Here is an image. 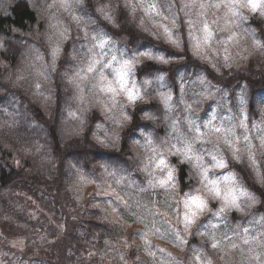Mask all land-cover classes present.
Listing matches in <instances>:
<instances>
[{"label":"rangeland","instance_id":"374dc122","mask_svg":"<svg viewBox=\"0 0 264 264\" xmlns=\"http://www.w3.org/2000/svg\"><path fill=\"white\" fill-rule=\"evenodd\" d=\"M14 1L0 0V13H7L6 5ZM96 1L97 12L109 22H113L114 6L122 3L139 15L140 24L155 39L161 38L177 47L185 37L193 53L217 75L223 73V68L228 71L240 68L256 49L257 40L245 24L247 14L255 13L264 20V14L259 9L253 11L248 0ZM25 2L46 25L47 51L28 47L20 62L27 55L25 66L15 77L17 83L35 98L50 95L48 88L53 84V71L62 50L69 39H75L71 75L69 81H64L72 83L73 95H77L80 111L72 114L79 115V128L89 120L87 111L99 112L93 137H89L95 146L104 150L121 147L122 133L130 122L129 107L156 101L164 111V128L159 126L162 130L158 138L153 126L131 133L130 142L126 138L120 152H130L126 159L116 155L104 157L105 153L97 150L96 156L103 157V161L97 159L93 172L82 175L81 185L72 188L78 192L80 208L96 209L107 220L119 224L123 231L119 246L124 247L125 243L138 248L140 264H264V217L254 214L245 220L229 219L230 213H244L256 204V198L244 188L229 162L245 160L261 178L264 106H258L256 115H249L241 90L231 94L218 80L214 82L201 72L181 78L176 94L163 74L138 80L135 70L142 60L155 61L161 57V64L170 59L150 49L129 50L125 37H112L91 18L83 0ZM257 2L264 4V0ZM157 115L147 110L143 117L155 120ZM67 126L77 129L75 124ZM42 140L47 147L46 137ZM171 154L185 162L187 179L195 184L194 189L180 198H177L176 170L169 162ZM142 155L143 164L138 169L143 168L144 185L136 190L132 186L137 180L131 170H136L133 163H138ZM122 177L126 179L120 181ZM73 179L69 176V183ZM122 184L123 196L119 194ZM151 194L153 198L148 197ZM193 198L203 202L202 210L189 203ZM27 203L29 213L41 210L39 203L32 205L30 200ZM131 206L137 214L129 221ZM51 210H42V218L51 220L54 215ZM57 224L60 229L64 223L59 219ZM191 233L200 240L199 246L187 245ZM29 235L24 239L15 240L12 235L6 238L14 249L6 264H40L38 261L48 256L47 230H38L32 241ZM39 240L43 245L37 248L32 242ZM29 253L33 259L27 258ZM123 258L120 257L121 264H125Z\"/></svg>","mask_w":264,"mask_h":264},{"label":"trees","instance_id":"16d2710c","mask_svg":"<svg viewBox=\"0 0 264 264\" xmlns=\"http://www.w3.org/2000/svg\"><path fill=\"white\" fill-rule=\"evenodd\" d=\"M25 1L28 2L15 0L8 3L6 5L8 12L0 13V109L16 111L11 117L0 112V264H6L8 255L14 252L11 244L6 242L9 235L17 236V233L22 234L24 231L27 235L30 234L29 240L32 241L38 230L44 229L50 237V241L46 242L49 252L44 261H38L40 264H106L113 260L116 264H121L120 257H124L125 264H140L138 248L125 243L124 247L119 246V238L123 232L119 224L107 220L96 209L80 208L78 192L72 188L81 185V170L75 177L73 173L80 168L83 172L88 171L91 174L90 170L93 172L92 166L97 159L103 161V157L96 156L97 150L105 153L104 157L116 155L126 159L130 152L120 153L126 138L130 142L131 133H136L141 127H155L158 138L162 130L159 126L165 123L162 106L156 101H149L129 107L130 122L122 133L121 147L104 150L95 146L89 137H93L95 123L99 120L96 116L98 110L87 111L89 120L83 128H79L77 122L79 115L68 117L69 111H80V105L76 101L77 95H73L72 83L64 81V79L69 81L68 76L71 75V49L76 45L75 39H69L62 50L57 67L53 71L51 79L53 84L48 88L50 95L35 98L17 83L15 77L27 61L26 55L25 61L20 64L28 47L37 46L41 51H47L46 25L36 10ZM83 3L91 18L104 31L112 37L126 38V47L129 50L142 52L150 49L153 53L170 59L168 63L161 64L150 59L142 60L135 70L138 80L152 79L163 74L176 94L181 78L201 72L214 82L218 80L217 83L230 90L231 94L235 95L238 89L241 90L249 115H256L258 106H264V20L261 16L255 13L247 14L245 23L257 40L256 49L244 59L240 68L231 71L223 68L221 70L223 73L217 75L208 63L193 53L185 37L177 47L167 44L161 38L155 39L140 24L139 15L130 11L125 4L119 3L114 6L113 22H109L97 12L96 0H83ZM34 30L43 33L39 35L40 33L37 31L34 33ZM20 50L23 53L18 52ZM147 110L158 114V119L144 118L143 114ZM19 120L22 121L21 126L26 128L23 133H17L16 137L15 125ZM74 124L76 130H71L67 126ZM43 136L46 137L47 147L38 154L42 147L39 145L40 142L44 143ZM33 137H40L34 142L38 144L37 146L31 143L30 139ZM142 157L143 155L138 163L136 161L133 163L136 170H131L132 177L135 176L137 180L132 186L136 190L138 186L144 185L143 168L138 169V166L143 164ZM168 157L176 170L178 192L184 195L194 189L195 184L187 179L185 162L176 155L171 154ZM229 167L236 173L244 188L256 198V204L248 211L230 213L229 219L235 222L245 220L254 214H261L264 217V162H261V178L245 160L241 162L232 160ZM69 175L74 177L71 183ZM125 179L122 177L120 181ZM127 179L129 181V178ZM122 186L123 190L119 193L121 196L125 192V185ZM152 196L151 194L148 197L153 198ZM29 200L32 205L40 204L41 210L37 214L28 212ZM49 207L55 210V218L58 219L42 218L41 211H49ZM131 211L127 215L129 221L137 214L132 206ZM60 212L63 218H60ZM59 219L62 221L65 219L60 229L57 224ZM199 243L200 240L194 234L188 239V244L199 246ZM32 244L43 245L33 242ZM27 258L33 259L30 253ZM36 262L34 260V263Z\"/></svg>","mask_w":264,"mask_h":264},{"label":"bare ground","instance_id":"6f19581e","mask_svg":"<svg viewBox=\"0 0 264 264\" xmlns=\"http://www.w3.org/2000/svg\"><path fill=\"white\" fill-rule=\"evenodd\" d=\"M35 31H37V30H34L33 32L35 33ZM32 32V31H31ZM37 32H39L40 33V31H37ZM43 33V31L39 34V35H41ZM38 34V33H37ZM27 35V34H26ZM38 35V36H39ZM27 37V36H26ZM31 37H33V35L31 36ZM35 37V36H34ZM40 38H41V36H39ZM40 38H38V39H40ZM37 39V38H36ZM42 39V38H41ZM40 39V40H41ZM29 40H32V39H29ZM162 59L163 58H161V57H159V58H156L155 59V62L156 63H160L161 61H162ZM161 60V61H160ZM253 73H254V71H253ZM255 75H256V73H255ZM12 94H15V93H12ZM12 94H10V95H12ZM73 110H71V111H69V113H68V117L69 116H71L70 118H73L74 117V114H72L73 112H72ZM0 112H2V113H4V114H6L8 117H11L16 111H9V110H7V109H5V108H2V109H0ZM22 125V121H18V123L15 125V132H16V137H17V133H23V131L25 130V128H26V126L25 127H23V126H21ZM162 127H163V125H161ZM164 128V127H163ZM40 137H33V138H31L30 140H32V145H35V146H37L38 144H35L34 142L35 141H38V139H39ZM16 139V138H15ZM39 145H42V147L39 149V152H38V154H40L46 147H44V143L43 142H40V144ZM34 146V147H35ZM81 170V176L83 175V176H86L89 172L87 171V172H83V170L82 169H77L76 171H75V173H73V176L75 177V175L77 174V172L78 171H80ZM69 176H71V175H69ZM178 191V190H177ZM182 195H180L179 194V192H177V198L179 197H181ZM54 208V207H53ZM49 209H52V208H48V210ZM52 211V213H54V215L51 217V220H54V219H56L55 218V216H56V212H55V210L54 209H52L51 210ZM162 211V210H161ZM58 212V211H57ZM59 213V212H58ZM60 215H61V213H60ZM63 215V214H62ZM61 217V216H60ZM68 217V216H67ZM63 218V217H62ZM65 219H66V217H65ZM65 219H63V223H64V220ZM68 220V219H67ZM57 221V220H56ZM22 231V230H21ZM19 232V231H18ZM193 233H191L190 235H189V237H188V239L190 238V236L192 235ZM17 236H13V239H15V238H19V237H23V239L24 238H26L27 237V233L26 232H24L23 231V233L21 234V233H17L16 234ZM16 240V239H15ZM37 243H41L42 244V240H39ZM36 243V244H37ZM187 245H189V247L191 246V244H188V241H187ZM193 245H195V244H193ZM37 248L38 247H41V246H38V245H35ZM7 249V248H6ZM9 250V249H8Z\"/></svg>","mask_w":264,"mask_h":264},{"label":"snow or ice","instance_id":"6c2138e0","mask_svg":"<svg viewBox=\"0 0 264 264\" xmlns=\"http://www.w3.org/2000/svg\"><path fill=\"white\" fill-rule=\"evenodd\" d=\"M248 6L251 7L253 11H257V9L260 10L261 14H264V4L258 3L257 0H248ZM129 99H132V97H129ZM160 164L163 165L164 161H160ZM169 177H171V173H169ZM190 204L196 205L201 210L204 207V204L202 201L199 200V198H193L189 201ZM193 215H195L193 213ZM191 223V221H189ZM213 247H216V245H213Z\"/></svg>","mask_w":264,"mask_h":264}]
</instances>
